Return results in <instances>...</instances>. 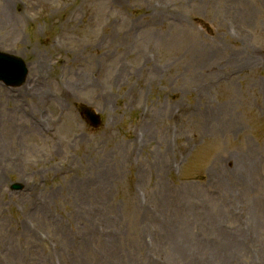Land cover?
Returning a JSON list of instances; mask_svg holds the SVG:
<instances>
[{"label": "rangeland", "instance_id": "obj_1", "mask_svg": "<svg viewBox=\"0 0 264 264\" xmlns=\"http://www.w3.org/2000/svg\"><path fill=\"white\" fill-rule=\"evenodd\" d=\"M0 52V264H264V0H0Z\"/></svg>", "mask_w": 264, "mask_h": 264}, {"label": "water", "instance_id": "obj_2", "mask_svg": "<svg viewBox=\"0 0 264 264\" xmlns=\"http://www.w3.org/2000/svg\"><path fill=\"white\" fill-rule=\"evenodd\" d=\"M27 74L25 63L18 57L4 54L0 52V78L9 84L18 85L24 82ZM89 113L92 119L94 116V124H99V118L94 114Z\"/></svg>", "mask_w": 264, "mask_h": 264}]
</instances>
